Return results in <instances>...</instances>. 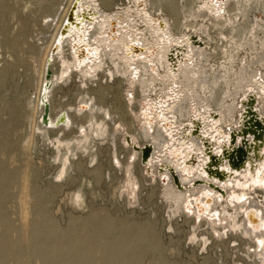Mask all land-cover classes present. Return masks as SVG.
Here are the masks:
<instances>
[{
	"label": "bare ground",
	"instance_id": "6f19581e",
	"mask_svg": "<svg viewBox=\"0 0 264 264\" xmlns=\"http://www.w3.org/2000/svg\"><path fill=\"white\" fill-rule=\"evenodd\" d=\"M58 1L52 13L41 18L43 27L49 32L40 35V42L47 45L43 58L36 61L41 79L33 97L39 120L35 131L55 148L54 162L58 167L55 181L66 182L74 172V162L80 161V154L87 155L91 167L99 166L93 147L96 140L108 135L106 119L111 120V117L106 107L98 104L96 97L86 91L78 96L74 106L52 116V95L75 74L80 78L81 88L87 87L110 60L113 67L109 70V78L113 79L116 74L125 76L129 84L127 93L138 84L143 86L146 96L162 91L156 99L142 102L137 116L141 128L138 135L130 136L124 128L117 126L124 133L120 137L122 144L130 147V158L125 165L114 154V166L122 168L125 177L121 195L126 194L130 205L136 204L140 186L134 174L135 164L137 159L142 161L146 153L150 156L143 164V171L150 181L158 179L162 184L172 213L192 219L195 228L204 225L210 228L212 236L205 231L199 233L203 234L199 237L195 232L191 242H201V248L206 249L214 239L219 241L230 231L241 235L248 244L249 254H253L258 264H264V163L256 175L250 170L232 175L222 169L242 166L235 154L238 147L245 152L242 161L249 159V141H252L249 134L256 128L253 120H248V108L262 123L261 134L256 135L260 138L264 134V0H236L240 13L234 14L233 21L229 22L231 29L222 34L218 28L225 63L221 69L209 72L202 71L199 66L204 43L199 38L192 40V37L184 36L192 29L189 32L207 35L212 42V35L200 23L206 18L214 21L215 15L224 16L230 0H149V13L145 10V0H132L146 19L142 23L147 39L135 32L134 39L122 35L120 39L118 30L112 27L113 18L110 13L105 14L107 11L103 13L99 9L98 0ZM100 3L106 10L112 6V0ZM151 14L169 17L171 27ZM127 40L132 43L128 45ZM145 41H154L156 47L151 52L145 51L140 46ZM241 50L250 52L251 58L239 66L236 56ZM210 56L208 53L207 57ZM57 61L59 69L54 72ZM157 82H160L159 90ZM134 101V95L128 97L130 109ZM86 114L88 125H75L71 115L82 117ZM75 129L78 135L72 138H63L62 132L54 139L50 135L58 130L70 132ZM218 135H222V139ZM246 138L248 142L243 140ZM30 146L25 142V147ZM207 156H211L210 163ZM70 202L75 209L87 208L86 194L81 189L74 190ZM119 245L120 249L104 247L103 258L107 260L113 253L129 248L125 238H120Z\"/></svg>",
	"mask_w": 264,
	"mask_h": 264
},
{
	"label": "rangeland",
	"instance_id": "374dc122",
	"mask_svg": "<svg viewBox=\"0 0 264 264\" xmlns=\"http://www.w3.org/2000/svg\"><path fill=\"white\" fill-rule=\"evenodd\" d=\"M100 1L99 9L110 13L112 27L118 30L120 39L122 36L134 39V32L146 35L142 23L146 19L132 0H112L110 10ZM147 1H144L145 10L149 13ZM58 2L0 0V264H258L253 254H249L248 244L241 235L230 231L222 235L221 240L211 241L206 249L200 248L198 242H191L195 232L199 235L206 231L212 236L210 228L205 225L195 228L192 219L172 213L162 184L158 179L150 181L141 160L137 159L134 170L140 186L136 204L130 205L126 194L121 195L125 177L122 168L114 166V154L125 165L130 158V147L122 144L120 137L124 133L117 126L130 136L138 135L141 128L137 116L142 102L156 99L162 91L157 82V94L152 92L151 96H146L141 84L127 93L129 84L125 76L116 74L115 79L109 78V70L113 67L110 60L87 87L81 88L80 78L74 75L52 95V116L67 106H74L77 96L86 91L106 106L111 117V120L106 119L108 135L96 140L97 148L94 147L99 155L98 170L89 165L87 155H82L80 161L74 162V172L66 182L55 181L58 169L54 162L55 148L35 131L39 120L33 97L41 79L36 61L43 58L47 45L40 42V35L49 32L43 27L41 18L52 13ZM238 4L230 0L226 14L215 15V22L209 18L202 20L200 24L206 26L212 42L207 35L192 34L189 32L192 29L186 31L184 37L199 38L204 43L199 65L202 71L219 70L225 63L218 28L222 34L231 29L229 22L240 13ZM153 17L172 25L171 19L164 14ZM154 43L145 41L140 46L151 52L156 47ZM228 47L233 50L231 44ZM250 58V52L241 50L236 63L241 66ZM58 64L57 61L54 72L58 71ZM131 95L135 96V101L130 109L127 100ZM76 120L78 126H86L89 122L83 116H76ZM60 132L63 138L78 135L76 129L58 130L51 132L52 138L58 133L60 136ZM25 142L30 148L25 147ZM79 189L86 194L87 208L75 209L71 205V194ZM120 238L127 240L129 248L105 260L104 247L120 249Z\"/></svg>",
	"mask_w": 264,
	"mask_h": 264
},
{
	"label": "water",
	"instance_id": "95a60500",
	"mask_svg": "<svg viewBox=\"0 0 264 264\" xmlns=\"http://www.w3.org/2000/svg\"><path fill=\"white\" fill-rule=\"evenodd\" d=\"M251 101H252V99L249 100V103H251ZM252 105H254V103ZM247 113L249 114L248 120L249 121H252L253 120L252 124H254L255 125V128H256V131H253L252 134H249V136L252 139V141H249V154H250V156L248 157L249 158L248 160L246 158V161L243 162L242 161V158H243L242 157V154L243 153L245 154V152H242L241 151L242 148L241 147H238V149L235 152V154H237L238 162L241 163L242 166H230L229 169H228L229 171L227 169L225 170L224 168H222L223 171H225L226 173L228 172L229 174H232V175H234V174L235 175L236 174H242V172L249 171V170L251 171V173L254 171L253 174L256 175L257 171L259 170V168L264 163V134H262V136L260 138H258V136L256 135V133L258 135L261 134V131H262V123L258 119H255V115H253L254 111L252 109L248 108L247 109ZM212 114H215V113H212ZM46 116H47V110L44 113V117H43L44 122H46V120H47L46 119ZM218 136H220V138L222 139V135H218ZM223 136H226V135L223 134ZM245 136H247V135L245 134ZM243 140L247 141V138L246 139H243ZM250 146H252V147L250 148ZM233 154H231V156ZM149 156L150 155L144 153V156L142 158V163L143 164L147 162ZM207 157L210 160V161L208 160V163H210L211 162V159L209 157H211V156H207ZM230 160L232 161V157H230ZM257 164H258V166H256ZM205 168H207V166H205ZM203 171L204 170L202 169V172ZM203 175L205 177H208L209 179L213 180L214 182L215 181L218 182L216 180V178H214L213 176H210L208 173H203Z\"/></svg>",
	"mask_w": 264,
	"mask_h": 264
},
{
	"label": "crops",
	"instance_id": "0c3cea01",
	"mask_svg": "<svg viewBox=\"0 0 264 264\" xmlns=\"http://www.w3.org/2000/svg\"><path fill=\"white\" fill-rule=\"evenodd\" d=\"M77 77H79L77 74H75ZM74 76V75H73ZM81 82V81H80ZM63 86H59V87H57L56 88V90H58V89H61ZM55 90V91H56ZM55 93V92H54ZM84 93V92H83ZM82 93V94H83ZM86 93H88V92H86ZM90 96H94L93 94H90V93H88ZM78 97V96H77ZM98 101V100H97ZM98 104H100L101 106H103V107H106V106H104V105H102L101 103H99V101H98ZM68 107V106H67ZM66 108V107H65ZM64 108V109H65ZM71 118H72V120L74 121V123H75V125L76 124H78L77 123V120H76V115H71ZM85 118H88V120H89V116H88V114H86V115H84L83 116V119H85ZM98 118V120H101V117H97ZM50 135H51V132H50ZM52 136V135H51ZM58 136V135H57ZM96 145H94V147H95ZM93 147V148H94ZM96 154H97V156H98V158H99V155H98V153L96 152ZM81 155V154H80ZM79 155V157H80V159H81V156ZM90 155H91V153H90ZM191 235V234H190ZM199 237H201L202 235H198ZM199 247L201 248L202 247V243L201 242H199Z\"/></svg>",
	"mask_w": 264,
	"mask_h": 264
}]
</instances>
